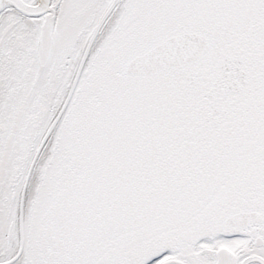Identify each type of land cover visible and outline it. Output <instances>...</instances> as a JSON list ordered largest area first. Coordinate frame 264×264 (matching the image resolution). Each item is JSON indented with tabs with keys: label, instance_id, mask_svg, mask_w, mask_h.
<instances>
[{
	"label": "snow or ice",
	"instance_id": "snow-or-ice-1",
	"mask_svg": "<svg viewBox=\"0 0 264 264\" xmlns=\"http://www.w3.org/2000/svg\"><path fill=\"white\" fill-rule=\"evenodd\" d=\"M0 264H264V0H0Z\"/></svg>",
	"mask_w": 264,
	"mask_h": 264
}]
</instances>
